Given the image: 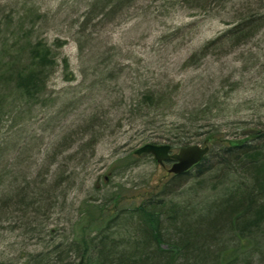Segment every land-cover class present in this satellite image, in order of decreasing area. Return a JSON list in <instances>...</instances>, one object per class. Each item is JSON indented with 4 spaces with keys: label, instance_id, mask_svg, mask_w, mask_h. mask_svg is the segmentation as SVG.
I'll return each instance as SVG.
<instances>
[{
    "label": "rangeland",
    "instance_id": "rangeland-1",
    "mask_svg": "<svg viewBox=\"0 0 264 264\" xmlns=\"http://www.w3.org/2000/svg\"><path fill=\"white\" fill-rule=\"evenodd\" d=\"M29 1L51 10L47 35L66 39L67 64L52 74L44 105L24 106L17 121L4 123L10 149L1 164L10 171L8 182L27 180L51 191L41 209L25 215L15 202L6 212L0 197V262L27 264V255L44 250L49 232L56 242L78 236L86 199L98 206L110 198L107 191H117L119 199L105 204L113 213L157 193L170 180L169 164L141 154L136 164L113 171L117 159L145 143L173 144L176 152L205 140L210 147L212 137L232 142L264 131V24L247 39L203 48L264 0ZM145 92L154 105L137 104ZM198 177L192 169L172 185L170 197L202 213L221 193L217 179ZM21 225L36 226L25 232ZM222 233L218 245L234 247L241 264L264 261V244Z\"/></svg>",
    "mask_w": 264,
    "mask_h": 264
},
{
    "label": "trees",
    "instance_id": "trees-1",
    "mask_svg": "<svg viewBox=\"0 0 264 264\" xmlns=\"http://www.w3.org/2000/svg\"><path fill=\"white\" fill-rule=\"evenodd\" d=\"M18 1L0 5V197L5 198L4 209L15 202L17 212L25 215L43 207L51 188H34L35 184L27 180L13 187L16 178L8 182L10 171L1 163L10 149L7 138L10 130L3 126L6 121L12 124L17 121L24 106L47 102L48 82L67 61L62 54L66 39L47 35L52 26L51 10L33 1ZM114 1L117 6H125L133 0ZM260 8L240 17L203 48L224 39L240 41L255 35L264 24L263 4ZM138 103L141 107L154 105L151 93H143ZM255 131L259 132L245 133L252 138L232 142L212 137L208 153L198 164L184 174L170 175L157 193L145 197L138 205L120 206L112 213V208H106L105 204L119 199L117 191H107L110 198L98 206L94 204L96 199H86L89 208L81 210L76 220L81 225L79 235L56 242L57 237L49 232L44 250L27 255V264H74V258L78 257L83 264H241L234 247L228 245L224 249L218 243L225 230L253 247L264 244V236H260L264 234V131ZM137 161L139 156L131 152L117 159L113 171L124 170ZM192 169L201 180L209 174L220 184L221 196L202 213L194 212V205L184 199L177 201L170 197L174 192L172 185L179 184ZM25 183H31L28 191ZM0 209L4 213L2 206ZM14 226L15 223H10L8 228ZM35 226L29 229L21 225L25 232ZM245 263L264 264V261Z\"/></svg>",
    "mask_w": 264,
    "mask_h": 264
},
{
    "label": "water",
    "instance_id": "water-1",
    "mask_svg": "<svg viewBox=\"0 0 264 264\" xmlns=\"http://www.w3.org/2000/svg\"><path fill=\"white\" fill-rule=\"evenodd\" d=\"M209 151L208 145L189 144L181 146L176 152H170V145L145 143L133 150L134 154H151L154 160L160 164L165 160H172L168 171L178 175L187 172L193 165L198 164ZM0 264H4L0 262ZM76 264H83L82 258Z\"/></svg>",
    "mask_w": 264,
    "mask_h": 264
},
{
    "label": "flooded vegetation",
    "instance_id": "flooded-vegetation-1",
    "mask_svg": "<svg viewBox=\"0 0 264 264\" xmlns=\"http://www.w3.org/2000/svg\"><path fill=\"white\" fill-rule=\"evenodd\" d=\"M168 144H169V143H168ZM169 145H170V151L173 152V148H172L173 144H172V145L169 144ZM203 145H204V143H203ZM171 163H172V160H166V161H164V162L162 163V166H167L168 164H169V166H170ZM166 170H168V168H166ZM167 173H168V171H167ZM169 174H171V173H169Z\"/></svg>",
    "mask_w": 264,
    "mask_h": 264
}]
</instances>
